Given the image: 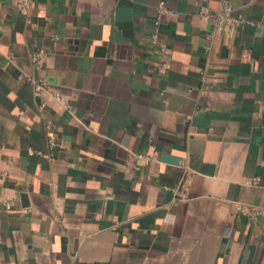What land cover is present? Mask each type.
I'll return each instance as SVG.
<instances>
[{
  "label": "crops",
  "instance_id": "crops-1",
  "mask_svg": "<svg viewBox=\"0 0 264 264\" xmlns=\"http://www.w3.org/2000/svg\"><path fill=\"white\" fill-rule=\"evenodd\" d=\"M221 1L0 0V264H264V0Z\"/></svg>",
  "mask_w": 264,
  "mask_h": 264
},
{
  "label": "built area",
  "instance_id": "built-area-1",
  "mask_svg": "<svg viewBox=\"0 0 264 264\" xmlns=\"http://www.w3.org/2000/svg\"><path fill=\"white\" fill-rule=\"evenodd\" d=\"M12 3L18 12H20L21 14L27 15L29 11L31 10V8L34 6L35 0H12ZM233 10H234L233 5L229 0L221 1L219 9L214 14L215 30H217L218 32L232 33L235 31V29L238 26L243 25L244 23L247 22L246 19H244L243 17L234 14ZM164 12H166V9L163 5H161L159 8L158 15H161ZM200 14L204 18L211 17V13L206 7L201 8ZM160 46L163 50L166 48L165 44L160 43ZM169 66L170 64L168 62H164L159 65L158 71L160 73H164L168 69ZM46 90H48V87L46 86L44 82L35 83V93L37 95H41V93ZM55 94L56 96L66 99V97L58 91ZM60 145L61 144L58 141L56 135L50 129L48 132V146L53 149V148L59 147ZM38 153L45 157H48V154L43 151H38ZM184 195L185 193H183V196ZM6 208L8 209L11 208V205L8 202H6ZM238 210L242 213H249L254 218L258 217L261 214H264V211L252 209L246 205H240L238 207Z\"/></svg>",
  "mask_w": 264,
  "mask_h": 264
}]
</instances>
